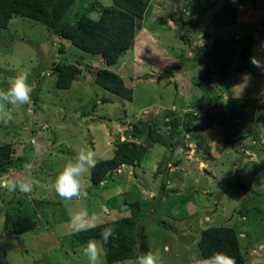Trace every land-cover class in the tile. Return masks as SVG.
I'll use <instances>...</instances> for the list:
<instances>
[{"label": "rangeland", "instance_id": "374dc122", "mask_svg": "<svg viewBox=\"0 0 264 264\" xmlns=\"http://www.w3.org/2000/svg\"><path fill=\"white\" fill-rule=\"evenodd\" d=\"M227 2L237 7V21L223 27L216 13ZM111 5L113 0H77L66 21L73 23L83 13L98 18ZM182 14L188 25L179 20ZM251 34L252 58L264 64V0H152L139 21L135 46L112 66L37 20L16 15L8 27H0V89L24 71L34 85L30 105L9 106L12 119L0 118V145L11 142L15 158L23 161L7 173L22 176L24 164L31 162L40 181L31 195L0 190V264H87L82 249L88 241H77L69 211L86 208L101 224L132 215L135 202L141 210L136 230L145 226L162 264H207L197 242L211 225L235 228L247 263L264 264V70L252 58L239 60L237 66L246 64L252 73L235 70L223 77L203 63L215 38ZM79 61L82 73L71 88L57 87L56 64ZM176 63L182 72L164 71ZM102 67L119 73L133 88L132 101L95 82ZM203 79L207 91L196 84ZM106 98L112 101L102 103ZM224 100L228 104L220 105ZM173 118H179L174 128L169 124ZM145 122L156 132L139 166L122 165L99 187L92 185L89 173L86 199L57 196L52 183L77 149L93 151L97 161L112 157L121 141L142 143L147 127L142 139L133 134ZM7 215H31L36 226L15 235L4 229ZM161 220L173 228L158 224ZM103 264H108L105 255Z\"/></svg>", "mask_w": 264, "mask_h": 264}, {"label": "trees", "instance_id": "16d2710c", "mask_svg": "<svg viewBox=\"0 0 264 264\" xmlns=\"http://www.w3.org/2000/svg\"><path fill=\"white\" fill-rule=\"evenodd\" d=\"M76 1L0 0V27H8L10 21L16 15L37 20L53 30L58 36L68 39L82 50L100 55L106 65L112 66L117 64L120 58L135 46L139 21L144 19L152 2V0H113V5L105 6L98 18L92 17L89 13H83L75 22H68L66 21L67 14ZM239 1L244 3L247 0ZM237 13V7L227 2L224 4L223 11L216 13V19L220 26H230L236 23ZM179 20H182L184 25L190 23L188 19L183 17V14ZM254 42L255 36L253 34L238 38H215L210 52L204 57L206 60H203V63L218 68L216 73L218 72L223 77L235 70L239 73H252L250 66L245 64L242 68H239L237 63L239 60L246 63L252 58ZM183 68L180 63H176L166 66L164 71L169 75H174L176 71L182 72ZM55 70L57 72L56 86L70 89L77 75L82 73L81 61L78 63H57ZM94 80L103 88L126 100L132 101L134 99L133 88L126 84L119 73L109 67L97 69ZM196 84L207 91L204 79ZM203 90H201L202 93H204ZM210 90L214 91V88H210ZM204 96L205 93L202 97ZM111 101L110 98H106L103 99L102 103ZM222 103L224 105L228 104V100L221 101L220 105ZM201 104L199 103V105ZM238 105L235 103L232 107L236 108ZM263 105L264 93L260 100V106ZM170 113L172 112L169 111V115ZM178 121L179 118H173L169 124L174 128L178 126ZM208 126L209 124H205L202 129H207ZM146 127L148 136L143 139L142 143L134 142L131 139L121 141L112 157L97 161L95 168L90 171V180L93 186L99 187L106 180L109 173L124 164L133 166L141 164L147 155L148 148L153 145L154 141L150 140L149 137L156 132V129H150L148 122H145L141 125L138 124L133 134L136 138L142 139ZM244 132L240 133V136H243ZM242 139L245 140L246 138ZM34 142L31 140V144ZM206 152L208 159H211L212 155L209 147L206 148ZM14 153V146L11 142L0 145V175L22 165V159L15 158ZM165 188L166 184L162 182L160 191L166 190ZM130 207L132 215L106 221L96 229L75 234L77 241L86 243L91 239L101 240V229L112 227L115 230L114 235L110 238L109 243L104 245L105 258L108 264H116L128 259L136 260L138 255L153 251L145 226L141 224L139 229L136 230L141 214L139 202L131 203ZM158 224L166 229L173 228L172 224H168L164 220H161ZM35 226L36 222L31 215H18L17 217L7 215L4 229L15 235H20L33 230ZM197 244L202 258L206 261L213 252L223 251L235 260V264H248L246 250L241 244V238L237 230L231 226H208L202 231Z\"/></svg>", "mask_w": 264, "mask_h": 264}, {"label": "clouds", "instance_id": "9594fccd", "mask_svg": "<svg viewBox=\"0 0 264 264\" xmlns=\"http://www.w3.org/2000/svg\"><path fill=\"white\" fill-rule=\"evenodd\" d=\"M253 65L264 70V64L256 57L252 58ZM28 72H19L16 77L9 82L6 89H0V118L5 122L12 119L8 107L16 108L32 103V92L34 85L29 82ZM206 83V82H205ZM213 87V83H211ZM76 156L69 160L56 175L52 187L59 198L64 201H72L74 198L86 199L88 196L85 190L84 178L95 168L97 159L95 153L87 149H77ZM40 186V181L34 176V164L26 162L22 176L10 173L0 175V190L10 193H20L24 195L34 194L36 188ZM69 224L73 234L88 232L100 227L98 217L90 215L86 208H79L69 211ZM112 227L101 229V240H89L82 249V254L87 258V264H103L105 255L104 245H107L114 235ZM170 249L164 246L163 252ZM136 264H162V256L159 251H148L136 257ZM207 264H235V260L226 252L216 251L208 258Z\"/></svg>", "mask_w": 264, "mask_h": 264}, {"label": "crops", "instance_id": "0c3cea01", "mask_svg": "<svg viewBox=\"0 0 264 264\" xmlns=\"http://www.w3.org/2000/svg\"><path fill=\"white\" fill-rule=\"evenodd\" d=\"M231 38V37H230ZM178 161V160H177ZM170 190V189H169ZM187 206V205H186Z\"/></svg>", "mask_w": 264, "mask_h": 264}]
</instances>
